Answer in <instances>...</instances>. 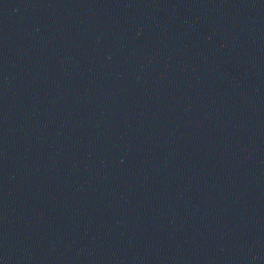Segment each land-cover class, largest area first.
<instances>
[{"label":"water","instance_id":"1","mask_svg":"<svg viewBox=\"0 0 264 264\" xmlns=\"http://www.w3.org/2000/svg\"><path fill=\"white\" fill-rule=\"evenodd\" d=\"M0 264H264V0H0Z\"/></svg>","mask_w":264,"mask_h":264}]
</instances>
